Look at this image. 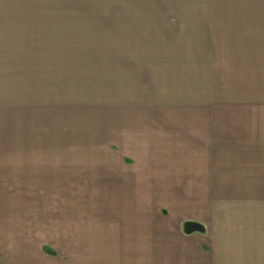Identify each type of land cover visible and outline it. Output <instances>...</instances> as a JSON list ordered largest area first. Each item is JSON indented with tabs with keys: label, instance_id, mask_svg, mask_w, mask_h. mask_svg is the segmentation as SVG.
<instances>
[{
	"label": "crops",
	"instance_id": "0c3cea01",
	"mask_svg": "<svg viewBox=\"0 0 264 264\" xmlns=\"http://www.w3.org/2000/svg\"><path fill=\"white\" fill-rule=\"evenodd\" d=\"M82 1L76 16L98 22L108 48L157 49L109 55L110 100L87 126L98 138L84 141L89 150L78 157L106 165L82 168L81 162L77 169L107 168L108 191L149 211L139 223L110 222L115 233L104 243L101 223L89 222L96 224L90 236L98 248L111 250L104 260L72 257L82 222L66 217L64 245L51 250L48 241L37 249V239L51 231L35 228L34 208L35 193L51 189L52 110L45 94L50 70L41 58L43 69H35L32 49L53 47V15L64 9L53 13L52 0H0V258L51 264L44 250L50 249L57 264H264V0L235 8L188 7L185 0ZM88 2L93 7H84ZM222 48H234V56ZM6 192L13 209L33 208L23 219L33 224L25 233L3 230L15 222L14 214L5 220L12 211L4 206ZM41 212L38 220L51 223L52 207ZM187 222L204 230L186 233Z\"/></svg>",
	"mask_w": 264,
	"mask_h": 264
},
{
	"label": "rangeland",
	"instance_id": "374dc122",
	"mask_svg": "<svg viewBox=\"0 0 264 264\" xmlns=\"http://www.w3.org/2000/svg\"><path fill=\"white\" fill-rule=\"evenodd\" d=\"M188 7H203V8H235L237 6H251L250 2L247 4L243 0H185ZM86 1L75 0H52L53 13L59 12L58 9H64L62 15H53L52 24V40L53 47L51 49H32L34 53V64L36 70L39 58L41 61H46V70L48 72V80H46V98L47 103L51 104L52 110V182L51 189L46 192H36V206L35 228H44L46 232L51 229L47 240L45 238L37 239V249L39 250L40 244H45L48 241L52 244L50 249L64 245L63 240V227L70 226L64 224L62 218L66 217L68 222H82L81 231L76 238L80 246L76 251L78 254L72 257L81 259L90 255L97 254L100 259L104 260L108 257V247L103 246L98 248V242L91 239V227L96 224H89V222H100L102 228L99 236L101 243L103 237L105 240H113L112 235L115 233L110 225L116 219L126 218L127 222L139 223L141 212L149 211V209L141 208L139 200L132 201L130 197L123 198V195L111 193L108 191L109 186L104 177H107V168L101 169L98 173L91 174L88 170H77L79 163L82 168H88L92 163H100L99 166L106 165V161L97 160H81L83 152L89 149L83 147L84 141H93L92 138H98L97 134L90 132L87 126L92 125V121L97 120L104 114L110 100L109 93L111 86L109 76L107 74L109 55L115 51H120L118 54L125 55H146L150 51L155 54L157 49H114L106 46L107 32L96 31L92 24V17L76 16L80 14L76 12L78 7H81ZM84 7H93L86 4ZM56 9V10H55ZM224 17H216L219 21ZM226 19L229 17H225ZM77 24H75V21ZM95 30V31H94ZM76 34H79L78 36ZM102 40H104L102 42ZM81 43L91 46H81ZM64 46H55V45ZM72 45L73 47L69 46ZM126 50V52H125ZM128 50V51H127ZM192 53L200 49H191ZM218 52L229 53L234 56V48L217 49ZM124 52V53H123ZM49 60V63H47ZM51 60V64H50ZM50 64V68L49 65ZM39 76V73H36ZM118 81V80H113ZM41 88V87H40ZM36 90H39L37 87ZM119 84H114L113 92H118ZM39 94L42 90L38 91ZM44 93V92H42ZM39 96V95H38ZM43 96V95H42ZM89 130V131H88ZM88 138V139H87ZM94 151V147H92ZM100 151H107L106 148ZM87 155V154H86ZM66 157V159L64 158ZM81 167V166H80ZM83 173V174H82ZM10 193H3L4 206L8 210L5 220L10 221V217L14 214L12 221L14 223L2 224L3 230L10 231L11 233L17 232L18 234L25 233L28 225L32 228L33 224L23 222V219H29L33 215V208L31 206H23L13 209L11 202L7 200ZM130 196V193H127ZM19 201V206L21 204ZM44 206L46 208H44ZM52 207L53 213L51 214V223L40 222L43 217V210ZM16 207V206H14ZM24 213V215H21ZM32 213V214H31ZM18 216V217H17ZM19 218L18 221L15 219ZM26 221V220H25ZM103 221V222H102ZM69 230V229H68ZM76 234H70L74 236ZM95 236L96 234H92ZM62 237V239H61ZM73 240V241H74ZM19 242H22L21 240ZM69 245V244H68ZM53 247V248H52ZM49 248V247H48ZM44 249L46 260L48 257L51 259V264H57L54 260H59L56 252ZM54 250V249H53ZM45 257V256H43ZM9 264H13L14 257H6ZM30 257H25L28 260ZM57 258V259H55ZM38 260V256L34 257ZM40 260V259H39ZM12 261V263H11ZM26 263V262H25ZM0 264H6L3 258H0Z\"/></svg>",
	"mask_w": 264,
	"mask_h": 264
},
{
	"label": "water",
	"instance_id": "95a60500",
	"mask_svg": "<svg viewBox=\"0 0 264 264\" xmlns=\"http://www.w3.org/2000/svg\"><path fill=\"white\" fill-rule=\"evenodd\" d=\"M204 228L202 225L195 223V222H187L185 224V232L186 233H192L195 231H203Z\"/></svg>",
	"mask_w": 264,
	"mask_h": 264
}]
</instances>
